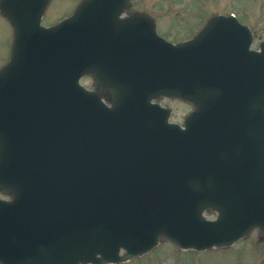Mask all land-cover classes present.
Segmentation results:
<instances>
[{"label":"water","instance_id":"1","mask_svg":"<svg viewBox=\"0 0 264 264\" xmlns=\"http://www.w3.org/2000/svg\"><path fill=\"white\" fill-rule=\"evenodd\" d=\"M48 3L0 0L15 30L0 71V189L13 195L0 264L121 263L160 238L203 251L264 231V43L253 54L219 16L173 45L150 17L121 18L127 0H85L44 28ZM161 97L195 105L184 130ZM250 102L252 133L232 130Z\"/></svg>","mask_w":264,"mask_h":264},{"label":"rangeland","instance_id":"2","mask_svg":"<svg viewBox=\"0 0 264 264\" xmlns=\"http://www.w3.org/2000/svg\"><path fill=\"white\" fill-rule=\"evenodd\" d=\"M82 1L51 0L44 12L43 25L58 23L73 13ZM126 13L151 15L158 24L160 35L174 43L189 39L210 17L220 14H236L251 21L253 26L258 25L261 29L255 45L264 40V0H129ZM13 40V27L0 11V70L10 58ZM82 84L88 89L97 87L91 76L84 77ZM160 102L173 110L176 107L180 117L188 111V107L182 110L176 101L162 99ZM177 113L175 109L172 119H177ZM9 198L0 191V199ZM124 264H264V239L259 232H254L232 246L204 253L180 250L163 240L151 253Z\"/></svg>","mask_w":264,"mask_h":264},{"label":"flooded vegetation","instance_id":"3","mask_svg":"<svg viewBox=\"0 0 264 264\" xmlns=\"http://www.w3.org/2000/svg\"><path fill=\"white\" fill-rule=\"evenodd\" d=\"M252 37H253L254 42H256V37H257V31L256 30H253ZM180 103L184 104V107H181L182 110L188 107V111L186 113H184L185 117L183 116L180 120L175 121L176 123L182 124L184 122L185 118L188 117V115L193 111V107H191V105H189L187 103H183V102H180Z\"/></svg>","mask_w":264,"mask_h":264}]
</instances>
